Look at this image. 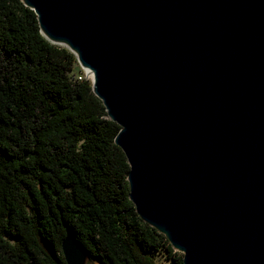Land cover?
<instances>
[{
    "label": "water",
    "instance_id": "obj_1",
    "mask_svg": "<svg viewBox=\"0 0 264 264\" xmlns=\"http://www.w3.org/2000/svg\"><path fill=\"white\" fill-rule=\"evenodd\" d=\"M19 1L119 127L140 220L183 264H264V0Z\"/></svg>",
    "mask_w": 264,
    "mask_h": 264
},
{
    "label": "trees",
    "instance_id": "obj_2",
    "mask_svg": "<svg viewBox=\"0 0 264 264\" xmlns=\"http://www.w3.org/2000/svg\"><path fill=\"white\" fill-rule=\"evenodd\" d=\"M81 73L33 11L0 0V264H66L67 234L86 264H183L129 201L119 127Z\"/></svg>",
    "mask_w": 264,
    "mask_h": 264
},
{
    "label": "rangeland",
    "instance_id": "obj_3",
    "mask_svg": "<svg viewBox=\"0 0 264 264\" xmlns=\"http://www.w3.org/2000/svg\"><path fill=\"white\" fill-rule=\"evenodd\" d=\"M156 264H169V262L165 258V252H161L155 259Z\"/></svg>",
    "mask_w": 264,
    "mask_h": 264
},
{
    "label": "built area",
    "instance_id": "obj_4",
    "mask_svg": "<svg viewBox=\"0 0 264 264\" xmlns=\"http://www.w3.org/2000/svg\"><path fill=\"white\" fill-rule=\"evenodd\" d=\"M82 78L86 79V77H85V75H84L83 72L80 74V80H81Z\"/></svg>",
    "mask_w": 264,
    "mask_h": 264
},
{
    "label": "bare ground",
    "instance_id": "obj_5",
    "mask_svg": "<svg viewBox=\"0 0 264 264\" xmlns=\"http://www.w3.org/2000/svg\"><path fill=\"white\" fill-rule=\"evenodd\" d=\"M78 80H80V76L78 77Z\"/></svg>",
    "mask_w": 264,
    "mask_h": 264
}]
</instances>
